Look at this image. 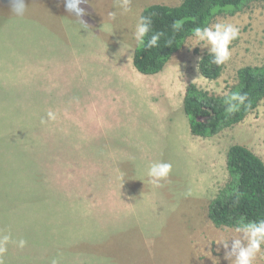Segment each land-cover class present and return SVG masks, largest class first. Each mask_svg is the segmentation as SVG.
<instances>
[{
    "label": "rangeland",
    "instance_id": "374dc122",
    "mask_svg": "<svg viewBox=\"0 0 264 264\" xmlns=\"http://www.w3.org/2000/svg\"><path fill=\"white\" fill-rule=\"evenodd\" d=\"M41 1L25 0L18 17L10 0H0V232L27 241L22 249L10 242L4 264H50L53 258L61 264H228L217 243L236 234L213 226L208 204L227 182L231 145L247 147L264 162V100L239 125L201 139L190 134L182 99L190 83L223 94L239 68L264 65V2L212 22L240 28L217 80L199 79L197 63L208 50L189 38L162 72L136 74L139 86L126 87L131 75L122 70L118 87L110 88L105 78L115 74L93 75L90 61L104 55L113 65L116 47L101 51L110 41L94 38L86 3L79 0L70 35L56 18L46 20L55 11L64 16L63 3L52 0L54 11ZM119 14L132 24H103L110 31L104 37L126 38L125 27H135V16ZM37 31L44 38L49 32L47 46ZM73 64L81 65L84 78L66 87ZM46 80L57 87H45ZM112 102V115L120 117L113 134L96 124L93 131L103 135L94 136L79 126L92 104L110 108ZM49 110L57 119L41 124ZM112 115L105 113L111 123ZM138 154L142 158L132 162L123 158ZM154 161L172 164L161 187L148 182ZM262 263L258 256L256 264Z\"/></svg>",
    "mask_w": 264,
    "mask_h": 264
},
{
    "label": "trees",
    "instance_id": "16d2710c",
    "mask_svg": "<svg viewBox=\"0 0 264 264\" xmlns=\"http://www.w3.org/2000/svg\"><path fill=\"white\" fill-rule=\"evenodd\" d=\"M251 2L264 0H183L178 6L152 5L143 16H151V34L163 32L158 45L147 49L137 44L133 66L142 75H155L163 71L172 56L179 52L197 26L212 24L219 16H232ZM174 22L178 27L173 28ZM199 74L210 81L217 80L224 65L211 63L204 53L197 63ZM241 92L247 101L238 111L227 113V97ZM264 100V65L244 66L236 72V83L227 86L223 94H214L190 83L184 90L182 109L187 117L190 134L201 139L212 138L245 120ZM227 182L208 204L207 215L216 228H235L244 219H264V162L243 145H231L226 153ZM264 264V263H262Z\"/></svg>",
    "mask_w": 264,
    "mask_h": 264
},
{
    "label": "clouds",
    "instance_id": "9594fccd",
    "mask_svg": "<svg viewBox=\"0 0 264 264\" xmlns=\"http://www.w3.org/2000/svg\"><path fill=\"white\" fill-rule=\"evenodd\" d=\"M79 0H64L65 10L74 16H80L78 8ZM131 0H119V7L123 12L131 11ZM11 11L18 17H22L26 11L25 0H10ZM108 19L115 20L117 13L115 11L108 12ZM151 16H139L136 21L134 32L132 33L135 41L147 49L154 48L158 45L163 32H155L145 40V37L151 31ZM178 23L174 22L173 28L178 27ZM104 27V25L102 26ZM240 36V28L233 23L218 22L207 26H197L192 30V38L198 45L202 44L208 50L211 57V63L221 66L226 64L231 58L232 51L230 45ZM204 80L203 77H199ZM223 87V86H222ZM219 93L220 89H216ZM227 107L225 111L229 114L239 110L240 106H244L248 97L246 93L235 92L230 95L225 93ZM57 119V114L49 110L46 118L42 117L41 124H47ZM172 171V164L165 161H154L147 166L148 182L155 187H161V181L166 180ZM230 231L236 235L223 237L218 241V245L224 248V259L228 264H256L258 256H264V219L258 221H247L243 218L237 223L235 228ZM16 243L19 248H24L27 241L20 239L14 241L11 233L0 232V264H4L3 256L7 252L9 243ZM215 260V259H213ZM50 264H61L59 258H53Z\"/></svg>",
    "mask_w": 264,
    "mask_h": 264
},
{
    "label": "crops",
    "instance_id": "0c3cea01",
    "mask_svg": "<svg viewBox=\"0 0 264 264\" xmlns=\"http://www.w3.org/2000/svg\"><path fill=\"white\" fill-rule=\"evenodd\" d=\"M60 1L64 5V0H57V2H60ZM182 1L183 0H140L139 6H136L134 4V2L131 0V4H130L131 11H129L127 13L129 14L130 17L135 16V24H136L137 19L139 18V16L142 15L143 10L145 8H147L148 6L165 5V6L174 7V6L180 5L182 3ZM81 2H85L86 6H87L85 17H87V19L94 24V27L92 26V29H93L92 32L95 31L94 38L97 40H101V41H110V43L107 44L108 46H105V44L102 45L101 51L103 52V51H107V49H109L110 52H112L113 48L116 47L115 48L116 54L114 56L115 59L113 58V62H112L113 65L104 63L106 60V56H104V55L101 56L100 60H98V59L94 60L91 58L90 64L92 63L91 64L92 65V67H91L92 74L95 75V74H97V72H99V74L104 73L105 76H108L111 73H114L115 79L112 77L105 78V81L108 84V86L110 88H112V86H114V85H115L114 87H118L117 81L120 80L119 75L122 72V70H126L130 73L131 78H130V81H123V85H125L126 87H128L129 85H134V84L138 85V83L136 82V76H137L136 74H138L140 76H142V74L138 73L133 66V55H134L135 49H136L137 44H138L132 35L135 27H131L130 29L127 26L125 27L124 31H127V37L126 38H122V35L116 36L113 38L104 37V35L109 34L110 31L108 29H105V26L102 27L103 24H106L109 22V23L113 24V27H114L116 25H129L132 23L128 22V21L125 22L124 19L121 17L119 12L122 9L117 7V6L115 7L116 0H82ZM39 4L45 8H48L49 10L55 11L54 6L52 4V0H42L41 2H39ZM31 6H32V3H30L29 9ZM110 11H115L117 13L115 20H109L108 19L107 14ZM29 18H31V14L29 15ZM53 18H56V23L60 24V27L63 31H67V33L70 35H72L74 33V27H73V25H70V24L77 20L76 16H74L70 13H67L66 10L64 11V16H62V14L59 11L58 12L55 11L54 17L46 15V20L49 22L51 20H53ZM50 26H51L50 29L54 28L53 23H50ZM98 30H99V32H98ZM34 35H39L44 40L43 47H45L49 44V38H50L49 32H48L46 38H44L43 35H41L39 33V31H37ZM111 36H112V34H111ZM119 40L121 42H118ZM44 43H45V45H44ZM105 48H107V49H105ZM110 48H112V50ZM93 62L98 63L99 66H101V67L99 68V67L95 66ZM117 62H119V65H117ZM73 67L75 70L74 74L70 77L66 87H75L76 86V80L74 77H78L79 80L84 78L83 77V71H82L83 69H82L81 65L80 64H73ZM92 68L95 70L94 72H93ZM43 85L45 87H57V86L49 83L47 80L45 81V83ZM102 85H101V87H103ZM90 86L92 87L91 82H90ZM84 87L86 89L90 88L89 87V80H87L85 82ZM94 104H92V106L87 110L85 117L80 120L79 126L84 127L83 128L84 130H87V132H89L90 134H92L94 136L95 135H103L102 133L97 134L98 132L93 131V130H95L94 125H96V124L100 128H104L105 135L108 133L113 134L114 133L113 129H115V126L119 124V122L117 120H119V118H120V117H118L116 120L114 118V116L112 115V113H113V110H112L113 102L111 103L110 108L107 106L108 105L107 103H98L96 105H94ZM114 106H115V103L113 105V108H114ZM63 111H64V109L60 108V114ZM107 112L110 115H112L111 120L113 121V123L109 122L110 118H107L105 116V113H107ZM108 129H110V130H108ZM128 136H131V135H128ZM140 154H143V153H140ZM140 154H138L137 156L125 155V156H123V158H129V161L132 162L134 160L141 159L142 157L138 158V156Z\"/></svg>",
    "mask_w": 264,
    "mask_h": 264
}]
</instances>
